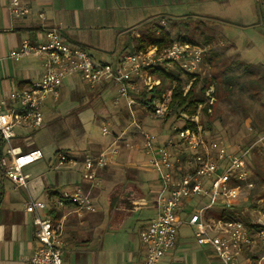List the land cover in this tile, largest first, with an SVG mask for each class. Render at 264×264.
<instances>
[{"label":"built area","instance_id":"obj_1","mask_svg":"<svg viewBox=\"0 0 264 264\" xmlns=\"http://www.w3.org/2000/svg\"><path fill=\"white\" fill-rule=\"evenodd\" d=\"M260 2L263 4L264 0ZM10 8L15 17L29 13V8L21 5L20 0H10ZM10 55L15 59L38 56L42 59L43 73L28 87L13 92V99L22 106L20 109L11 108L0 96V134L6 141L12 138L18 125H42V101L49 92L57 94V88L71 75H79L91 88L114 85L118 96L125 99L130 125L142 138L147 164L161 181L155 200L158 213L140 230L141 264H162L163 258L176 246L184 223L194 227V238L199 245H208L214 250L219 260L217 264H264V220L247 224L241 217L242 210L236 208L243 188L253 186V172L246 158L254 145L238 144L232 150L224 139L207 137L205 123L201 120L202 103L194 113L182 111L166 134L145 129L139 120L140 111L155 120L167 119L177 83L170 76L178 73L185 80L193 75L185 87L186 93L203 67L204 47L173 39L163 46L150 43L114 59L102 60L86 47L70 43L59 29L49 28L44 40L24 37ZM213 98L210 97V104L214 103ZM212 111L210 106L208 112ZM174 124H180V128ZM102 133H110L107 125L102 127ZM10 152V159L1 160L5 176L17 186H26L28 175L24 168L42 159L44 152L40 148L28 151L11 148ZM118 153L119 148L114 146L97 156L87 157V178H94ZM58 159L59 163L72 161L65 153H59ZM194 198L198 203L187 207ZM67 200L78 209L96 211L82 187L63 195L57 203L66 206ZM209 209L219 214L226 210L228 214L211 215ZM27 211L33 214L34 234L38 240L28 264H63L61 226L46 213L48 204L32 200L27 204ZM181 213L186 217L182 218Z\"/></svg>","mask_w":264,"mask_h":264},{"label":"crops","instance_id":"obj_2","mask_svg":"<svg viewBox=\"0 0 264 264\" xmlns=\"http://www.w3.org/2000/svg\"><path fill=\"white\" fill-rule=\"evenodd\" d=\"M118 1L20 0L21 5L29 8V13L15 17L10 8V0H0V96L7 100L11 108L22 107L18 100L13 99L12 94L16 90L28 87L42 76V59L35 55L15 59L10 53L18 48L24 37L33 41L44 40L46 30L49 28L59 29L64 38L72 44L82 45L89 50L90 46L97 47L102 56H108L109 59L138 48V44L132 45L136 27H126L122 32L117 29L122 24V15L118 8L121 5ZM103 28H107L109 34L103 32ZM113 38L118 41L117 49L107 51ZM108 89L117 92L114 85L105 84L91 88L79 75H71L57 88V94L49 92L42 101L43 122L40 127L18 125L14 128V135L9 141L0 134V264H28L29 257L37 247L33 214L27 211V204L32 200L45 201L48 204L46 213L60 224L63 256L69 251L67 264H108L109 258L114 259V264H141L142 248L137 249L136 244L132 248L127 235L119 237L121 245L112 249L109 243H105L110 232L120 230L126 225L130 214L141 211L147 204V194L142 198L131 200L132 210L119 206L118 199L115 200L114 194L117 190L119 194L131 191V185L138 184L137 144L142 145V138L137 134V129L130 125L125 99L107 92L106 97L110 98L108 103L105 101L104 93ZM105 111L110 113L102 114L104 118L101 121V130L104 125L112 129L108 135H104L108 138L101 142V147L97 146L93 153L86 154L82 159L72 153H65L72 161L59 163L58 155L63 152L55 156V149L58 131L63 126V118L76 115L78 124L82 127L86 124L88 128L95 115ZM120 113L126 114L127 126L117 135L114 133L115 124L112 119H117ZM43 128H47L49 134L41 147L31 135ZM256 141L258 139L249 145H254ZM114 146L119 148V153L112 158L110 164L99 169L94 178H87L85 159L109 151ZM11 148L17 151L42 149L44 156L37 162H44L49 169L48 172L36 173L32 170H24L28 175L27 185L17 186L5 176L1 165L2 158H11ZM125 164L134 167L130 172L133 179L121 177L116 179L115 183L112 178H117L118 167ZM151 183V186L155 187L153 190L157 197L161 186L159 176L158 180ZM21 187L25 189L24 194L20 190ZM77 187H82L90 196L96 211L78 209L70 201L66 202V206L57 203L60 197L71 194ZM105 190H108L107 217L102 207L98 206L99 200L105 197ZM143 191L146 193L145 190ZM241 197L237 201L236 208L242 210L241 217L245 222L253 225L254 222L264 220V215H247L250 213V205H245ZM154 205L156 213L144 222L140 230L157 215L158 208L155 201ZM187 207L193 206L189 203ZM251 208L255 209L252 206ZM124 210H129V214L126 212L124 214ZM181 217L186 215L181 213ZM130 239L134 238L130 235ZM216 262L218 263L219 260L210 246L199 245L195 238L191 239L181 233L176 246L162 260V264H217Z\"/></svg>","mask_w":264,"mask_h":264},{"label":"rangeland","instance_id":"obj_3","mask_svg":"<svg viewBox=\"0 0 264 264\" xmlns=\"http://www.w3.org/2000/svg\"><path fill=\"white\" fill-rule=\"evenodd\" d=\"M118 2L121 5L118 8L122 15V24L117 29L122 32L126 27H136L132 45L137 46L139 43V34L143 37L158 36L154 31L158 34L160 27H164L171 33L172 39H178L180 34L186 35L188 41L205 48V61L200 71L201 75L214 72L215 66L223 70L226 67L233 68L236 83L226 85L230 89L229 95L221 91L223 97L214 96L212 91L215 90V86L213 85L207 91L210 97H214V103L211 104L214 106V114L211 117L213 126L206 129L207 137L224 139L226 146L233 150L237 144L249 145L257 139L258 135L263 134L257 131L264 130V3L262 4L260 0H119ZM147 25L149 27H146ZM102 30L109 34L107 28ZM206 36L211 39L210 43L207 42ZM117 45L118 41L113 38L107 51H115ZM90 52L99 59L110 60L108 56H102L101 51L95 46H90ZM238 62L249 65L248 72L244 73L243 69L238 67ZM183 79H185L184 76ZM107 92L118 95L116 90H106L104 96L107 103L110 98L106 97ZM107 111L102 113L100 111L95 115L88 128L86 124L83 127L78 124L79 120L76 115L63 118V126L58 131V140H56L62 143L56 142L55 156L63 152L72 153L82 159L86 154L93 153L97 146L101 147V142L108 138L102 134L101 130V121L104 118L102 114ZM142 112H139V120L144 124L145 129H152L161 134L168 133L171 124L176 121L173 116L166 120H155L146 117L145 112ZM112 120L115 124L114 133L118 135L127 126L126 114L120 113L117 119ZM174 125L180 128V124ZM47 134H49L47 128H43L33 133L31 137L43 147L42 143L47 138ZM63 145L66 147H60ZM246 160L249 169L254 174L260 167L263 175L262 178L255 175L252 177L253 186L244 188L241 199L245 205H250V213L247 215H264V136L254 143ZM133 169L134 167L130 164L118 167L117 178H112V180L115 183L116 179L121 177L132 180L130 172ZM24 170L39 173L48 172L49 169L44 162L39 161L27 166ZM155 180H158V174L148 166L142 145L138 143L137 183L147 194V204L141 211L130 214L126 225L120 230L109 231L110 235L106 237L105 243H109L111 249L121 245L118 238L126 235L132 248L135 244L137 249L142 248L140 228L148 218L156 213L154 205L156 193L153 190L155 187L151 186V181ZM20 190L23 194L25 193L23 187ZM105 191V197L99 200L98 206L102 207L107 217L106 195H108V190ZM114 195L115 200L118 199L119 206L128 207L129 210L133 209L131 200L136 196L135 191L128 190L119 194L117 190ZM248 196L251 197L248 198ZM189 203L194 206L198 200L194 198ZM254 203L261 207L252 209L251 206ZM128 211L124 210V214L125 212L129 214ZM208 213L215 215L216 212L209 209ZM193 230L194 227L184 223L180 227L179 234L194 239ZM130 235L134 238L133 240L130 239ZM68 255L69 251L63 256L64 264H67ZM109 259L108 264L115 263L114 259Z\"/></svg>","mask_w":264,"mask_h":264},{"label":"trees","instance_id":"obj_4","mask_svg":"<svg viewBox=\"0 0 264 264\" xmlns=\"http://www.w3.org/2000/svg\"><path fill=\"white\" fill-rule=\"evenodd\" d=\"M148 25L146 27H149ZM154 32H155V35H158V36H148V37H143V35L138 36V38L140 39L139 43H138V47H144L150 43H158L160 46H163L166 43H169L172 41L171 33L166 28L160 27V33H158V34H156L157 33L156 31H154ZM178 39L181 41H185V40H187V37H186V35L180 34L178 36ZM206 40L209 43L211 42V39L208 36H206ZM212 60H213V58H212ZM238 67H241L243 69L244 73L248 72L249 65L244 64L242 62H238ZM233 71L234 70L232 67L231 68L226 67L223 70L222 68H216V66H215L214 72H211L207 75L206 74L205 75H201V74L196 75L195 79L192 81V83H191V85L188 88L186 93H185V87L190 83L193 75L190 74L189 77L185 80H182L179 77L180 74H178V73L171 75L170 77L172 79H176L177 83L173 89L171 113L167 117V119L173 116L177 120L182 111H188L189 113H194V112H196L199 104L202 103L203 108H202L201 120L203 123H205L206 129L212 128L213 121H212L211 117L214 114V106H212L213 112L209 113L208 108L211 106V104L209 102L210 96L207 95V91L213 85V86H215V90L212 91L214 96L218 95V97L219 96L221 97L222 96L221 91H223V93H225V95H229L230 89L228 87H226V85H234L236 83V81H235L236 78H235V74H233ZM189 126L194 127L193 124H189ZM257 133H263L262 135L261 134L258 135L257 139L264 136V130H262V129L260 131H257ZM2 143H4V141ZM254 175L258 176L259 178H262L263 171L261 170L260 167L257 168L255 174L253 172L252 177H254ZM131 187H132L131 191L136 192V196H134L133 198L139 199V198L144 197L145 193H144L143 189L138 184H137V186L131 185ZM66 202H69V201H66ZM252 207L255 209H258L261 206L257 203H254ZM216 214L224 216V215H227L228 212L226 210H224L220 214L219 213H216Z\"/></svg>","mask_w":264,"mask_h":264}]
</instances>
